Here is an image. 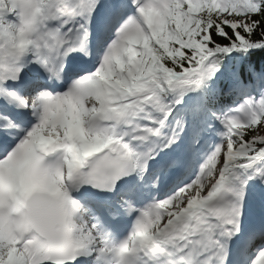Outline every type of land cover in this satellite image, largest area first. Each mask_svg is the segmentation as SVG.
Wrapping results in <instances>:
<instances>
[{
    "label": "snow or ice",
    "instance_id": "obj_1",
    "mask_svg": "<svg viewBox=\"0 0 264 264\" xmlns=\"http://www.w3.org/2000/svg\"><path fill=\"white\" fill-rule=\"evenodd\" d=\"M258 55L264 0H0V264H264Z\"/></svg>",
    "mask_w": 264,
    "mask_h": 264
},
{
    "label": "trees",
    "instance_id": "obj_2",
    "mask_svg": "<svg viewBox=\"0 0 264 264\" xmlns=\"http://www.w3.org/2000/svg\"><path fill=\"white\" fill-rule=\"evenodd\" d=\"M260 59H264V57H261L259 55L253 57V60H256V61H259Z\"/></svg>",
    "mask_w": 264,
    "mask_h": 264
}]
</instances>
